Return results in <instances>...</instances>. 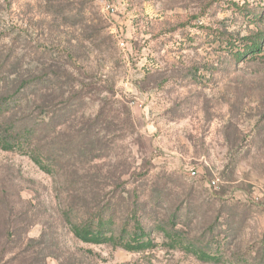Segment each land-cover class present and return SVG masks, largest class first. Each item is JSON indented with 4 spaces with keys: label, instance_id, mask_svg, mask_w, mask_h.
I'll list each match as a JSON object with an SVG mask.
<instances>
[{
    "label": "rangeland",
    "instance_id": "1",
    "mask_svg": "<svg viewBox=\"0 0 264 264\" xmlns=\"http://www.w3.org/2000/svg\"><path fill=\"white\" fill-rule=\"evenodd\" d=\"M0 102V264H264V0H0Z\"/></svg>",
    "mask_w": 264,
    "mask_h": 264
},
{
    "label": "trees",
    "instance_id": "2",
    "mask_svg": "<svg viewBox=\"0 0 264 264\" xmlns=\"http://www.w3.org/2000/svg\"><path fill=\"white\" fill-rule=\"evenodd\" d=\"M260 41L259 40H253L250 43L248 53H257L258 51H261L260 48ZM237 54L243 55V53L239 50H237ZM2 105V102H0V107ZM30 121L19 119V120H11V122L7 123L4 127L3 131L6 132L5 135L0 132V147H3L5 149L7 148H13L15 145L14 143H18L19 145L22 144L23 138L26 136V134L30 133L29 128L30 127ZM10 135H13L14 139H10ZM16 144V145H18ZM39 161V160H38ZM112 220H107L105 217L103 218H97V220L93 223L88 224H77L72 223L73 231L74 233L83 241L86 242H92V243H98L101 241H115L116 237L112 234L109 236H106L105 232L108 231L111 228ZM134 234L131 237V240L127 241H121V245L127 247V248H135L142 246L143 241H139V237H137L139 234L143 233V228L139 224V221H136L134 225Z\"/></svg>",
    "mask_w": 264,
    "mask_h": 264
},
{
    "label": "built area",
    "instance_id": "3",
    "mask_svg": "<svg viewBox=\"0 0 264 264\" xmlns=\"http://www.w3.org/2000/svg\"><path fill=\"white\" fill-rule=\"evenodd\" d=\"M190 175H195V171L193 169L190 170ZM212 184H214V182L212 181Z\"/></svg>",
    "mask_w": 264,
    "mask_h": 264
}]
</instances>
